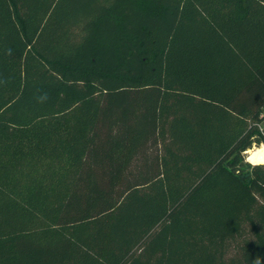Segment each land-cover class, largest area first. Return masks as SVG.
<instances>
[{
  "label": "trees",
  "instance_id": "trees-1",
  "mask_svg": "<svg viewBox=\"0 0 264 264\" xmlns=\"http://www.w3.org/2000/svg\"><path fill=\"white\" fill-rule=\"evenodd\" d=\"M262 145L264 0H0V264H264Z\"/></svg>",
  "mask_w": 264,
  "mask_h": 264
},
{
  "label": "rangeland",
  "instance_id": "rangeland-1",
  "mask_svg": "<svg viewBox=\"0 0 264 264\" xmlns=\"http://www.w3.org/2000/svg\"><path fill=\"white\" fill-rule=\"evenodd\" d=\"M261 151L264 152V145H262L260 148H258V150H257L256 147H254V148L248 150V151H247L248 154H244V156H245V161H246L247 163L251 164V165H253V164H254V165H255V164L261 165V164H259V162H258V160H259V159H258V156H259V154H260ZM256 152H257V153H256Z\"/></svg>",
  "mask_w": 264,
  "mask_h": 264
},
{
  "label": "water",
  "instance_id": "water-1",
  "mask_svg": "<svg viewBox=\"0 0 264 264\" xmlns=\"http://www.w3.org/2000/svg\"><path fill=\"white\" fill-rule=\"evenodd\" d=\"M245 154H248L247 151L245 152Z\"/></svg>",
  "mask_w": 264,
  "mask_h": 264
},
{
  "label": "bare ground",
  "instance_id": "bare-ground-1",
  "mask_svg": "<svg viewBox=\"0 0 264 264\" xmlns=\"http://www.w3.org/2000/svg\"><path fill=\"white\" fill-rule=\"evenodd\" d=\"M263 164H264V162H263Z\"/></svg>",
  "mask_w": 264,
  "mask_h": 264
}]
</instances>
